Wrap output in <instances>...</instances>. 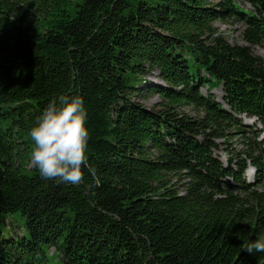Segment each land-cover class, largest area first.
Masks as SVG:
<instances>
[{"label":"trees","instance_id":"trees-1","mask_svg":"<svg viewBox=\"0 0 264 264\" xmlns=\"http://www.w3.org/2000/svg\"><path fill=\"white\" fill-rule=\"evenodd\" d=\"M216 21L243 23V43ZM257 45L264 0H0V217L26 232L0 229V264H264L242 247L264 239V143L241 122L264 127ZM218 86L222 102L200 89ZM150 93L157 108L136 100ZM60 94L83 99L98 186L30 166V129ZM235 132L223 163L216 139Z\"/></svg>","mask_w":264,"mask_h":264},{"label":"clouds","instance_id":"clouds-1","mask_svg":"<svg viewBox=\"0 0 264 264\" xmlns=\"http://www.w3.org/2000/svg\"><path fill=\"white\" fill-rule=\"evenodd\" d=\"M87 111L80 96L60 94L48 102L35 119L29 136L32 142L30 166L42 179L57 183L79 185L87 168L97 186L96 169L88 162L89 131ZM243 250L249 254L264 252V239L248 241Z\"/></svg>","mask_w":264,"mask_h":264},{"label":"rangeland","instance_id":"rangeland-1","mask_svg":"<svg viewBox=\"0 0 264 264\" xmlns=\"http://www.w3.org/2000/svg\"><path fill=\"white\" fill-rule=\"evenodd\" d=\"M214 26L218 30V32L222 33L226 39L231 42V43H236V44H242L243 40L240 38V33L242 29L244 28L243 23L238 22V21H229V22H222V21H216L214 23ZM252 51L254 54L259 55L264 58V48L261 46H253ZM154 82V76L151 74L145 76V82L144 86L148 85L150 81ZM143 86V87H144ZM139 87V86H138ZM142 87V85H140ZM201 91L206 94L208 92L213 93V95L216 97V100L218 102H222L221 97H222V90L221 87H213L210 88L209 90L206 87H201ZM140 103H142L147 109H153L157 108V104L160 101V98L158 95L154 93H150L147 98H142L141 95H138V98H136ZM224 105V104H223ZM188 113L191 115L195 114V111L192 109H187ZM245 123L253 124L252 126L245 127V130L251 131V134L257 135L256 137V142H263L264 143V132H258L260 128V123L256 120H249L247 118L243 119ZM253 121V122H252ZM232 133L230 138L228 139L227 143L222 142V138H217L216 142L218 143L219 147L218 149L214 150V155L218 157L223 163H226V157H227V152H237L239 149L243 147L242 144V139L239 136V134ZM24 173H29V170L24 167L23 169ZM249 177V176H247ZM258 190H262L264 192V182H261L260 184L257 185ZM15 220L12 226H9L10 224H7V220L9 218L2 219L0 217V229L3 231L4 234H8L9 236H12V234L21 236L25 234V229L23 228V218L19 214H15ZM16 226V227H15ZM53 251V248H50V253ZM49 264H57V260L50 257L49 258Z\"/></svg>","mask_w":264,"mask_h":264}]
</instances>
